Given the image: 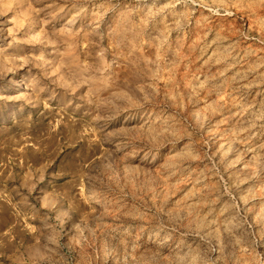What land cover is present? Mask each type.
<instances>
[{
	"label": "rangeland",
	"instance_id": "obj_1",
	"mask_svg": "<svg viewBox=\"0 0 264 264\" xmlns=\"http://www.w3.org/2000/svg\"><path fill=\"white\" fill-rule=\"evenodd\" d=\"M0 264H264V0H0Z\"/></svg>",
	"mask_w": 264,
	"mask_h": 264
},
{
	"label": "bare ground",
	"instance_id": "obj_2",
	"mask_svg": "<svg viewBox=\"0 0 264 264\" xmlns=\"http://www.w3.org/2000/svg\"><path fill=\"white\" fill-rule=\"evenodd\" d=\"M89 199H91L93 201L94 197L93 196H90Z\"/></svg>",
	"mask_w": 264,
	"mask_h": 264
}]
</instances>
